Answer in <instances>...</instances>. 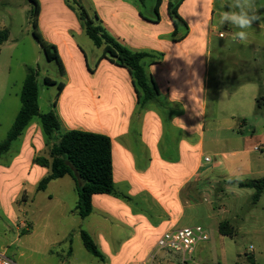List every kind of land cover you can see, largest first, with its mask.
I'll return each mask as SVG.
<instances>
[{"label":"rangeland","instance_id":"obj_1","mask_svg":"<svg viewBox=\"0 0 264 264\" xmlns=\"http://www.w3.org/2000/svg\"><path fill=\"white\" fill-rule=\"evenodd\" d=\"M67 1L65 4L64 0H40L41 13L35 17L34 6L29 0H0V30L7 28L10 32L9 41L0 53V143L7 139L21 109L20 94L28 67L37 75L42 113L53 111L59 100L58 87L46 85L45 79L58 85L67 82L58 63L48 61L33 36L34 30L49 44L73 41L78 55L65 61L74 82L86 81L87 68L95 70L98 67L103 49L94 45L84 29L79 33L77 26L82 23L77 15L78 8ZM78 1L93 17L97 7L94 0ZM133 1L138 2L142 15L153 16L152 6L156 0ZM256 4L258 14L264 17V0H256ZM216 11L218 15V7ZM164 18L159 27L143 30V33L154 38L159 34L173 41L172 36H167V15ZM262 22L264 20L253 22L247 42L241 44L231 38L237 29L219 26L216 16L217 29L212 35L194 33L188 41L201 48L194 51L176 44L169 48L170 60L179 58L185 64L195 61L207 66L203 162L207 166L214 165V170L209 173V179L207 175L196 179L190 194L187 193L190 187L182 193L188 203L182 208L178 226L202 227L210 236L208 241L198 244L192 259L186 256L188 261L183 263L182 253L159 250L156 242L160 233H145V221L155 226L165 214L157 198L149 197L147 203L140 196L128 199L103 195L112 200L106 204V211L97 210L83 219L76 212L78 193L74 179L66 176L54 180L45 191H39L38 186L46 177L38 173L39 169L37 172L30 170L25 176L22 172L10 175L0 172V252L16 264H140L144 259L150 264L154 261L169 264V260L174 264H264V193L256 202L255 189L242 188L222 178L225 172L238 182L264 177ZM178 27L180 34L177 37H181L186 29L182 24ZM99 75L109 77L112 74L102 68ZM158 111L164 124L161 155L170 157L168 163H176L183 152L182 133L169 125L168 121L174 115L171 109ZM34 126L39 128L45 142L48 141L36 118L12 145L10 152L2 157L0 165H10L24 142L32 139L30 132ZM27 148L26 157L29 158L36 148ZM233 152H237L236 156ZM205 157L211 161L206 163ZM146 165V162L138 164L140 169ZM29 166L33 167V164L29 163ZM45 170L51 173L50 169ZM160 176L159 184L166 187L169 170L161 172ZM129 189L118 186L117 193ZM223 222H229L234 228V236L220 234ZM83 231L92 238L103 260L86 249Z\"/></svg>","mask_w":264,"mask_h":264},{"label":"crops","instance_id":"obj_2","mask_svg":"<svg viewBox=\"0 0 264 264\" xmlns=\"http://www.w3.org/2000/svg\"><path fill=\"white\" fill-rule=\"evenodd\" d=\"M94 2L97 4L94 14L98 15L113 36L131 50L164 54L160 61L149 59L144 62L146 71L153 77L160 95L156 100L144 103L143 98H138L129 72L107 60L99 61L95 70H88L86 81L74 82L69 76L65 59L77 57L79 51L76 47V50L74 49L73 41L68 40L53 44L59 50L67 79L53 111L60 118L62 133L81 130L104 134L111 138L116 190L118 186H126L130 188L129 191L120 192L121 195L134 198L140 196L147 203L149 197L159 200L164 207V216L155 226L145 221L143 228L146 234L160 233L158 236L160 238L166 230L179 226V215L184 204L188 203L182 198V193L188 191L187 187H190L187 192L190 194L195 187L192 186L194 181L205 175L208 177L214 170V165L207 166L203 162L204 99L207 91L204 79L207 66L195 61L185 64V61L179 58L170 60L169 48L175 44L185 45L188 50L194 51L201 48L200 45L196 43L191 45L188 41L194 33L206 36L214 33L217 29L216 9L219 8L216 5L220 0H185L179 9V15L187 23L189 33L183 41L177 43L159 34L154 38L143 33V30L149 31L159 27L167 15L169 27L167 36L172 35L175 27L168 14V0H163L159 10V21L156 20V2L152 6L151 17L142 16L138 2L133 0ZM64 3L66 4V0ZM224 10L229 9L226 6ZM224 26L235 29L228 24ZM77 28L79 33L83 31L80 23ZM102 68L109 70L112 75L109 77L99 75ZM173 71L177 74L175 77L171 75ZM173 89L180 94L172 95ZM161 108L174 112L168 121L169 125L182 133L183 152L176 163H168L167 158L170 157L161 155L160 142L164 136V124L158 111ZM39 131L36 126L32 128L30 132L32 139L24 142L21 152L12 159L10 165H0L1 173L10 175L22 172L25 176L30 170L37 172L39 169L38 173H41V176H48L46 168L34 164L36 154L47 155L46 142ZM27 147L36 148L35 152H30L29 158L26 157ZM236 153L233 152V155L236 156ZM140 162H146V167L140 169L138 166ZM29 163H32L33 167H28ZM166 170L170 172V179L167 186L163 187L159 184V179L161 172L166 173ZM222 175L223 180L229 179V182L233 180L232 177H228L230 174L227 172ZM156 189L158 191H155ZM110 201L103 195H95L92 200L93 213L102 209L105 212L104 208ZM169 262L174 264L171 260ZM140 264L150 263L144 259ZM151 264L161 263L154 261Z\"/></svg>","mask_w":264,"mask_h":264},{"label":"trees","instance_id":"obj_3","mask_svg":"<svg viewBox=\"0 0 264 264\" xmlns=\"http://www.w3.org/2000/svg\"><path fill=\"white\" fill-rule=\"evenodd\" d=\"M184 1L168 0V14L175 27L171 36L175 43L183 41L189 33L187 23L179 15V9ZM29 2L34 6L35 17L39 16L41 13L40 0H29ZM67 2L77 6V15L85 33L96 47L103 49L100 61L107 60L113 65L126 69L133 79L138 98H143L144 103L156 100L160 93L153 77L147 73L144 62L149 59L160 61L164 58V54L131 50L120 39L109 32L97 14L91 17L78 0H68ZM162 4L163 0H156L155 12L157 21L160 20L159 10ZM69 7H71L70 4ZM180 24L185 27L186 32L181 37H177L180 34L178 30ZM33 25L36 28V20ZM33 36L42 47L48 61L57 62L61 68L62 75L65 76L66 71L58 48L46 42L36 30H34ZM9 38V30L7 28L1 29L0 53L1 48L9 41ZM88 70L91 71L89 67ZM27 71L28 74L20 94L21 109L7 139L0 143V160L10 152L12 145L22 137L34 119L38 118L42 130L48 138V141H46L47 155L36 156L34 164L51 171L40 182L39 191H45L54 180L71 176L77 184L78 205L76 212L83 219L88 218L93 213L92 200L95 195H115L129 199L126 195L118 194L116 190L111 138L104 134L81 130H70L62 133L59 116L54 111L48 113L40 111L37 75L31 67H28ZM45 83L48 86L58 87V97H60L65 88L64 83L58 85L49 78L45 79ZM54 139L56 140L54 141ZM231 183L238 184L242 188L255 189L254 199L256 202L261 199L264 193V177L244 182L232 180ZM219 232L223 236L232 237L235 231L229 222H223L220 225ZM82 239L86 249L103 260L101 252L85 231L82 232Z\"/></svg>","mask_w":264,"mask_h":264},{"label":"clouds","instance_id":"obj_4","mask_svg":"<svg viewBox=\"0 0 264 264\" xmlns=\"http://www.w3.org/2000/svg\"><path fill=\"white\" fill-rule=\"evenodd\" d=\"M227 6L229 10L225 11ZM256 0H220L217 23L219 26L228 24L230 27L237 29L232 33V40L244 44L248 40V30L252 29L253 22L264 20V17L258 14ZM264 27V22L260 24ZM173 77L177 74L175 71L171 73ZM179 95L176 89H173L172 95Z\"/></svg>","mask_w":264,"mask_h":264},{"label":"built area","instance_id":"obj_5","mask_svg":"<svg viewBox=\"0 0 264 264\" xmlns=\"http://www.w3.org/2000/svg\"><path fill=\"white\" fill-rule=\"evenodd\" d=\"M222 36V35H221ZM210 162V158L205 159ZM210 238L207 231L202 227L170 228L166 230L158 239L157 246L159 250L173 251L184 255L183 263H186L189 256L192 259L196 247L201 242H206ZM0 264H16L10 260L4 253L0 252Z\"/></svg>","mask_w":264,"mask_h":264}]
</instances>
